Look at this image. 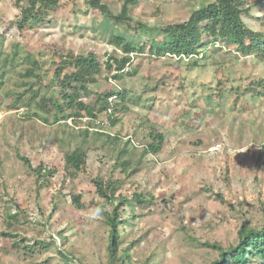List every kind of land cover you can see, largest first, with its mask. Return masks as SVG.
<instances>
[{"label":"rangeland","instance_id":"374dc122","mask_svg":"<svg viewBox=\"0 0 264 264\" xmlns=\"http://www.w3.org/2000/svg\"><path fill=\"white\" fill-rule=\"evenodd\" d=\"M17 1L0 0V50L11 52L19 45L17 58L24 62L20 72L27 66L26 54L32 53L48 85L57 68L58 49L95 52L105 61L110 53L123 54L111 43L114 34L125 32L136 44H151L158 38L154 28L139 38L122 31L86 0H62L58 21L21 30ZM211 1L140 0L131 15L151 26L176 23ZM108 3L116 13L123 4ZM257 6L255 15L264 16V4ZM247 21L264 31V17ZM196 59L199 65L193 64ZM128 67L131 73L120 78L103 73L100 83L82 97L94 102L97 91L125 90L124 100L111 99L117 103L111 116L102 113L98 119L79 121H55V109L48 114L39 107V115H34V109L3 102L5 92L20 79L18 71L6 68V83L0 86V264H64L57 249L71 251L73 264H112L103 212L114 205L98 195L93 182L97 176L116 181L118 193L131 198L144 193L147 199L146 204L137 203V217L124 235L126 241L136 240L131 264L148 258L153 264H212L219 250L195 240L228 248L238 243L243 220L264 224V97L249 85L264 78V61L244 58L217 43L206 47L199 58L134 55ZM50 88L59 96L58 87ZM96 122L122 138L115 149L106 145L108 135L84 131L96 129ZM152 130L164 134L163 146L144 155L153 141ZM127 138L141 146L125 148ZM76 148L87 153V164L73 176L65 156ZM121 149L126 152L120 153ZM19 153L35 167L43 162L56 168V174L41 183ZM126 160L133 161L130 175L116 166ZM75 193L82 195L83 207L72 203ZM98 203H104L103 208ZM9 212L19 214L20 221L12 227ZM7 231L25 236L27 242L46 239L58 245L25 255L13 247L14 238L1 235Z\"/></svg>","mask_w":264,"mask_h":264},{"label":"trees","instance_id":"16d2710c","mask_svg":"<svg viewBox=\"0 0 264 264\" xmlns=\"http://www.w3.org/2000/svg\"><path fill=\"white\" fill-rule=\"evenodd\" d=\"M21 8L18 28L21 30L35 29L48 23L58 21V10L64 5L62 0H18ZM121 10L116 13L111 8L108 0H86L87 5L98 11L105 19L114 25L123 28L122 31L136 34L137 38L141 34L150 32L151 28L157 31L158 38L151 44H136L124 33H117L112 36L111 43L121 48L123 54H108L105 61H102L95 52L76 54L73 50L67 49L61 52L60 49L54 53L57 55V68L51 80L52 87H58L55 93L51 92L50 85L45 83L42 66L32 53L25 56L27 66L20 72L18 68L23 65V59H18L20 55L19 45L15 44L11 52L0 50V86L6 83L5 75L7 67L18 71L20 79L9 88L2 99L3 102L10 104L11 107H25L27 110L34 109V115L38 114V108L50 113L55 109V121L66 120L69 118L75 121L82 120L84 117L98 119L102 113L111 116V112L117 109V103L113 99L126 98L125 90H104L97 91L96 100L85 102L82 97L85 93L92 92L91 87L100 83L101 76L105 72H111L115 78H120L125 72L131 73L129 65L134 55L146 54L154 56H175L179 58H199L204 49L208 46L215 47L217 43H223L225 47L233 49L242 57H256L264 61V31L256 29L248 23L247 19L261 20L264 16L255 15L257 5L264 4V0H213L205 6L195 9L188 19L162 25L151 26L146 22L135 19L131 15L132 7L138 5L140 0H122ZM23 3V4H21ZM159 36L161 38H159ZM194 65H199L198 60H193ZM5 67V69H3ZM67 70L63 74V72ZM254 94L264 97V78L253 80L249 84ZM11 96V99L9 98ZM115 97V98H114ZM46 122H50L46 116ZM116 123L117 118H112ZM94 123V122H93ZM96 129L86 128V133L93 132L95 136L108 138L104 139L109 148H116L122 139L119 135L111 134L105 130V124L96 122ZM110 137V138H109ZM153 141L144 148V155L147 153H157L162 149L164 134L162 132L150 131ZM129 145L141 146L134 140L125 139V148ZM120 153L124 154L125 149ZM19 157L27 162L36 170L41 183H45L50 177L56 174V168H49L43 162L35 167L30 159L18 154ZM142 159V158H141ZM69 172L75 176L83 170L87 164V153L82 148H76L67 152L65 156ZM121 165L122 171L129 172L133 166V161L116 163ZM133 171V170H132ZM98 195L105 203L113 204L112 210H104L105 224L108 231V252L112 264H131V248L136 240H125V232L131 224L130 220L137 217V203L146 204L147 199L144 193L134 194V198L118 193L119 186L116 181L104 180L97 176L93 178ZM82 195L75 193L72 196V203L78 207H83ZM103 208L104 203H98ZM10 226L19 222V214H8ZM2 236L14 238L13 247L24 251L25 255H33L36 251L46 250L51 245L57 248L56 240L38 239L35 242H27V238L11 231L2 232ZM60 238L65 242L67 236L59 232ZM125 241L127 244H124ZM197 244L206 245L219 250V257L213 260L212 264H264V224L259 227L252 225L247 219L243 220L238 231V243L228 248L222 247L218 243L200 242ZM68 243V242H67ZM64 264H73L75 257L71 251L57 249ZM21 251V250H20ZM140 264H153L152 259L148 258Z\"/></svg>","mask_w":264,"mask_h":264}]
</instances>
